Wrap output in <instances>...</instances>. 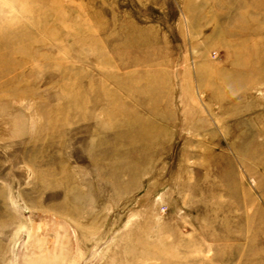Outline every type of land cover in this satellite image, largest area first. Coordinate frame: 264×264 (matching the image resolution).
Returning a JSON list of instances; mask_svg holds the SVG:
<instances>
[{
    "label": "rangeland",
    "instance_id": "1",
    "mask_svg": "<svg viewBox=\"0 0 264 264\" xmlns=\"http://www.w3.org/2000/svg\"><path fill=\"white\" fill-rule=\"evenodd\" d=\"M0 264H264V0H0Z\"/></svg>",
    "mask_w": 264,
    "mask_h": 264
},
{
    "label": "bare ground",
    "instance_id": "2",
    "mask_svg": "<svg viewBox=\"0 0 264 264\" xmlns=\"http://www.w3.org/2000/svg\"><path fill=\"white\" fill-rule=\"evenodd\" d=\"M36 214V213H35ZM39 223V222H38ZM41 223V222H40ZM40 225V224H39ZM41 225H42V223H41ZM43 229V228H42ZM41 231V230H40ZM20 238V237H19ZM25 239V238H24ZM23 240V239H22ZM25 241H26V239H25ZM25 244V243H24ZM16 245H18V244H16ZM19 246V245H18ZM18 246H16L17 248H18ZM15 247V248H16ZM24 247V246H23ZM20 251V250H19ZM21 261V260H20ZM73 262H75V261H73Z\"/></svg>",
    "mask_w": 264,
    "mask_h": 264
}]
</instances>
